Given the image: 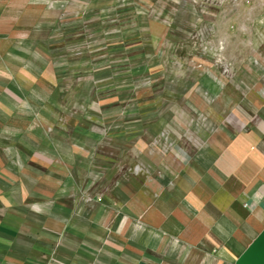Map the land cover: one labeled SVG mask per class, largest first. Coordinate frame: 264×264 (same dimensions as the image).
<instances>
[{
  "label": "rangeland",
  "instance_id": "obj_1",
  "mask_svg": "<svg viewBox=\"0 0 264 264\" xmlns=\"http://www.w3.org/2000/svg\"><path fill=\"white\" fill-rule=\"evenodd\" d=\"M262 100L264 0H0V264H149L150 229L213 264L141 165L178 148L186 182Z\"/></svg>",
  "mask_w": 264,
  "mask_h": 264
},
{
  "label": "crops",
  "instance_id": "obj_2",
  "mask_svg": "<svg viewBox=\"0 0 264 264\" xmlns=\"http://www.w3.org/2000/svg\"><path fill=\"white\" fill-rule=\"evenodd\" d=\"M251 106L259 108L257 116L248 120L249 116L241 115L238 132L217 131L203 152L206 157L192 158L186 182L181 178L183 152L178 148H163L158 159L150 156L151 164L141 165L149 175L145 191L149 187L157 202L165 197L174 201L171 210L164 211L159 205L155 211L161 219L175 217L169 228L161 225L163 234L183 240L184 203L190 204L191 226L186 233H190L193 263L206 250L215 251L213 264H264V100ZM153 169L162 170L165 178H154ZM5 222L7 213L3 212ZM151 233L150 229L149 241L147 236L144 242L148 257L155 259L149 264L184 263L189 248L182 241L152 242Z\"/></svg>",
  "mask_w": 264,
  "mask_h": 264
}]
</instances>
